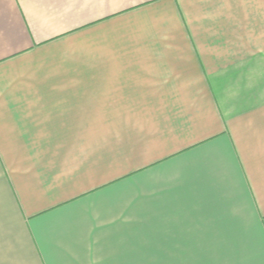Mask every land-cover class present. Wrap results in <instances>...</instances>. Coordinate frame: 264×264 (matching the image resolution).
Segmentation results:
<instances>
[{
    "label": "crops",
    "instance_id": "1",
    "mask_svg": "<svg viewBox=\"0 0 264 264\" xmlns=\"http://www.w3.org/2000/svg\"><path fill=\"white\" fill-rule=\"evenodd\" d=\"M0 264H264V0H0Z\"/></svg>",
    "mask_w": 264,
    "mask_h": 264
}]
</instances>
